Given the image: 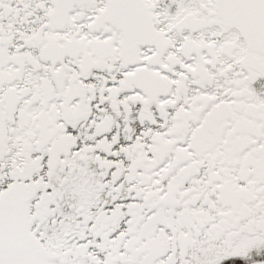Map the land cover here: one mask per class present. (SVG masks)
I'll return each instance as SVG.
<instances>
[{
	"label": "snow or ice",
	"instance_id": "snow-or-ice-1",
	"mask_svg": "<svg viewBox=\"0 0 264 264\" xmlns=\"http://www.w3.org/2000/svg\"><path fill=\"white\" fill-rule=\"evenodd\" d=\"M0 264H264V0H0Z\"/></svg>",
	"mask_w": 264,
	"mask_h": 264
}]
</instances>
